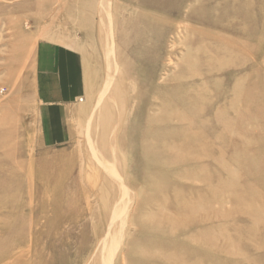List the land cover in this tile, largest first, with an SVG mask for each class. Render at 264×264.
Instances as JSON below:
<instances>
[{
    "label": "rangeland",
    "instance_id": "1",
    "mask_svg": "<svg viewBox=\"0 0 264 264\" xmlns=\"http://www.w3.org/2000/svg\"><path fill=\"white\" fill-rule=\"evenodd\" d=\"M115 211L112 264H264V0H0V264H94Z\"/></svg>",
    "mask_w": 264,
    "mask_h": 264
},
{
    "label": "bare ground",
    "instance_id": "2",
    "mask_svg": "<svg viewBox=\"0 0 264 264\" xmlns=\"http://www.w3.org/2000/svg\"><path fill=\"white\" fill-rule=\"evenodd\" d=\"M117 15V14H116ZM113 22V21H112ZM116 24V23H115ZM121 85V84H120ZM122 87V86H121ZM105 94V93H104ZM115 94H117V96H118V92L116 91V93ZM103 96V95H102ZM100 98H102V97H100ZM102 102H101V105H102V107H101V109L99 110V112H100V120H102V123L105 125L106 124V122L105 121H107L108 119H109V109H107V107H106V105H104L105 104V99H103L102 98ZM116 109V108H115ZM100 145H98V147H96V149L98 150V156L96 155V153H95V155L97 156V158L101 161V162H103V164L105 163L107 166L106 167H109V169H110V171H112V173H111V175L113 176V177H115V175L118 173V172H116L115 171V169L117 168V166H116V164H117V158H116V156L113 154V152L112 153H110V152H108L107 150H105L104 149V143L102 142V144L101 143H99ZM102 145V146H101ZM97 150H95V151H97ZM123 161V160H122ZM122 176V175H121ZM125 192H126V190H125ZM125 192H124V190H122L121 191V194H122V196L121 197H123V194H125ZM127 192H128V189H127ZM124 196H126V195H124ZM127 196H128V194H127ZM126 196V197H127ZM125 197V198H126ZM127 199V198H126ZM124 200V199H123ZM122 200V201H123ZM127 201V200H126ZM125 202V201H124ZM123 202V203H124ZM128 202V201H127ZM122 203V202H121ZM130 203V202H129ZM119 204H120V202H119ZM120 205H122V204H120ZM119 206V205H118ZM116 209V208H115ZM117 211H115V213H116ZM127 212V211H126ZM120 212H118V213H116L114 216H112L113 217V219H112V217H111V223H110V227H109V232H108V234L107 235H105L104 236V240L101 242V240L99 241V242H101L100 244H99V249H98V252H96V256L94 257V264H112L113 263V261L117 258L116 256H117V248H119L120 246V243L122 242V238H117L116 236H115V231H117V230H112L113 229V225H114V223H118V221H120L121 219H120V215H118ZM126 215V214H125ZM109 218H110V216H109ZM125 218V217H124ZM113 220V221H112ZM115 224V225H116ZM124 226V224L123 225H119L118 227H120L119 228V231H122V227ZM117 227V226H116ZM115 232V233H114ZM106 234V233H105ZM120 234V233H119ZM98 242V243H99ZM98 245V244H97ZM119 246V247H118ZM94 256V255H93ZM92 256V257H93ZM90 259V258H89ZM92 261V260H91ZM83 263V262H82ZM123 263H127L126 262V260H125V258L123 257L122 258V260H121V264H123Z\"/></svg>",
    "mask_w": 264,
    "mask_h": 264
},
{
    "label": "crops",
    "instance_id": "3",
    "mask_svg": "<svg viewBox=\"0 0 264 264\" xmlns=\"http://www.w3.org/2000/svg\"><path fill=\"white\" fill-rule=\"evenodd\" d=\"M67 57H68V59H69V57H73L74 60L71 63V66H72V68L76 67V69L77 68L79 69L78 62H77L76 58L74 56H72L71 54H69L67 52L64 53L60 50L53 52L50 49L47 54H44V55L41 54L40 59H39L38 65L40 66V71L46 72L45 75L47 76V81L57 80V82L60 85L57 93H54L52 97H48V98L45 97V99H47L49 101L52 100V101L56 102L57 104H59L62 99H64V100L71 99L72 96H75V94H77V92L80 89H82L81 86H83V88H84V85L82 84V79H80L81 83H80V81H78L79 86H78L77 91L73 90L74 89V83L72 81H70L68 83H63V82L61 83L60 72L65 74V71H67L66 66H65V63L69 62ZM67 66H68V63H67ZM65 77H66V75L64 76L62 74L61 79L65 80Z\"/></svg>",
    "mask_w": 264,
    "mask_h": 264
}]
</instances>
